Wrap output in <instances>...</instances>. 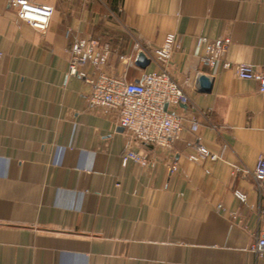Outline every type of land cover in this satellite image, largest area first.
I'll list each match as a JSON object with an SVG mask.
<instances>
[{"label":"crops","instance_id":"obj_1","mask_svg":"<svg viewBox=\"0 0 264 264\" xmlns=\"http://www.w3.org/2000/svg\"><path fill=\"white\" fill-rule=\"evenodd\" d=\"M36 1L53 7L44 30L0 0V264H264L250 250L264 233V94L235 70H264V0ZM168 33L188 102L162 148L133 142L67 67L74 40L96 39L111 46L104 70L137 81L159 65H137L134 46ZM220 36L231 66L210 68L197 39ZM197 144L216 157L191 159ZM127 149L145 163L121 164Z\"/></svg>","mask_w":264,"mask_h":264},{"label":"built area","instance_id":"obj_2","mask_svg":"<svg viewBox=\"0 0 264 264\" xmlns=\"http://www.w3.org/2000/svg\"><path fill=\"white\" fill-rule=\"evenodd\" d=\"M9 4L16 9L21 19L39 30L46 29L53 13L52 6L36 0H9ZM229 43V36H220L214 40L199 37V60L210 68L217 65L229 68L230 62L223 57ZM134 47L159 65L157 69L143 73L137 81L128 80L125 74L114 76L105 71L111 50L110 43L87 38H79L72 43L68 74L81 77L88 85L87 102L90 105L103 106L115 112L118 124L133 142L171 148L184 125V118L174 108L188 102L183 87L168 70L175 48V36L173 33L166 34L163 42L152 48H142L139 45ZM145 49L149 51L146 52ZM86 65H90L96 73L88 74L82 69ZM235 70L237 77L255 80L259 93L264 94V70L244 63L237 64ZM197 125L196 120L191 121V128L195 129ZM195 149L196 154H190L193 160L204 156H210L211 159L216 157L202 144H197ZM128 160L145 163L143 156L131 149L125 150L120 157L123 165ZM175 169V164H172L170 172ZM253 174L257 181L264 182V156L258 157ZM235 194L240 199L244 198L241 192L236 191ZM250 250L259 257L264 256V233L251 244Z\"/></svg>","mask_w":264,"mask_h":264},{"label":"water","instance_id":"obj_3","mask_svg":"<svg viewBox=\"0 0 264 264\" xmlns=\"http://www.w3.org/2000/svg\"><path fill=\"white\" fill-rule=\"evenodd\" d=\"M135 63L141 67H145L149 63V59L142 51H138L136 54ZM198 82L203 90L205 91L210 90L212 85V80L208 78L206 75H199Z\"/></svg>","mask_w":264,"mask_h":264}]
</instances>
